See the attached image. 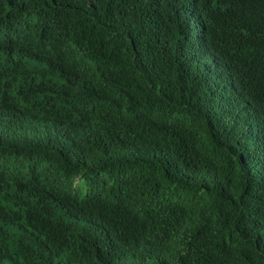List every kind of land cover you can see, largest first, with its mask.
<instances>
[{
	"label": "trees",
	"instance_id": "obj_1",
	"mask_svg": "<svg viewBox=\"0 0 264 264\" xmlns=\"http://www.w3.org/2000/svg\"><path fill=\"white\" fill-rule=\"evenodd\" d=\"M0 264H264V0H0Z\"/></svg>",
	"mask_w": 264,
	"mask_h": 264
},
{
	"label": "bare ground",
	"instance_id": "obj_2",
	"mask_svg": "<svg viewBox=\"0 0 264 264\" xmlns=\"http://www.w3.org/2000/svg\"><path fill=\"white\" fill-rule=\"evenodd\" d=\"M86 62V61H85ZM49 70V69H48ZM55 71V70H54Z\"/></svg>",
	"mask_w": 264,
	"mask_h": 264
}]
</instances>
